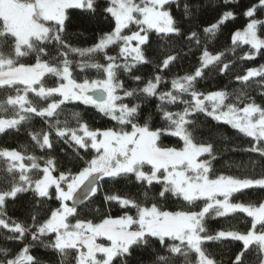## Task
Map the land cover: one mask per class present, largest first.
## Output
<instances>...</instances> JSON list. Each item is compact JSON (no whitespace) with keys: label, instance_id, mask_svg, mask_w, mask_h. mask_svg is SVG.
<instances>
[{"label":"snow or ice","instance_id":"6c2138e0","mask_svg":"<svg viewBox=\"0 0 264 264\" xmlns=\"http://www.w3.org/2000/svg\"><path fill=\"white\" fill-rule=\"evenodd\" d=\"M258 56L264 0H0V264H264Z\"/></svg>","mask_w":264,"mask_h":264},{"label":"trees","instance_id":"16d2710c","mask_svg":"<svg viewBox=\"0 0 264 264\" xmlns=\"http://www.w3.org/2000/svg\"><path fill=\"white\" fill-rule=\"evenodd\" d=\"M242 4H246L248 2V0H241ZM246 21L245 18H243L242 16L239 15V10H238V14H237V18L235 19L234 22H230L227 27L224 29L223 35L220 38L219 41V45L216 46H210V50L215 53L216 51H220L223 50V48L221 47L222 45H224L226 42L230 44V34L237 30V29H242V27L245 25ZM229 58H231L229 56ZM193 59H195L193 57ZM260 64H264V57L258 56L254 61H248L245 62V67H259ZM185 66L187 67V62H185ZM244 69L242 67H236L235 69H233L232 71L229 72V77H233L234 78V74L238 73V72H242ZM229 80L228 77H217L216 81H208V85L215 88L218 87H222L225 84H228ZM203 86V85H202ZM97 126L99 127H103V126H110V124L104 122V121H97ZM223 131L225 132L226 135L232 136L233 137V143L239 145L241 148L243 147H247L249 146L247 141L243 138L240 137H236L233 133V130H231L230 128H228L227 126H224ZM25 140L24 136H20L18 137V141L19 142H23ZM164 143L168 146H176V141L175 138H170L169 140H165ZM13 147H16V142L14 141L12 143ZM247 159L246 154L243 153H230L229 155H226L224 157H222L219 161L216 162V168L217 170H221L224 168V162L226 160H235L236 162H240V161H244ZM233 173L239 174V170L236 168H233L231 170ZM119 190L121 192V194L124 193H129V194H137L138 193V188L139 186L134 184V183H128L126 181H122L120 183V185L118 186ZM248 197H245L244 199L247 200ZM102 199V197H101ZM96 204L99 205L100 204V199L96 200ZM177 205L175 204H170L168 205L169 210H176L177 209ZM11 211V209H10ZM119 210H114L113 211V215L118 214ZM15 214H19V213H15ZM89 216H91V213L89 214ZM241 219H248L247 217L244 216V214H237L236 217H234L232 219L233 223H236L238 225V227L240 229H244L246 227V225L244 223H241ZM223 222L221 221H210L209 222V226L211 228H217L222 226Z\"/></svg>","mask_w":264,"mask_h":264},{"label":"water","instance_id":"95a60500","mask_svg":"<svg viewBox=\"0 0 264 264\" xmlns=\"http://www.w3.org/2000/svg\"><path fill=\"white\" fill-rule=\"evenodd\" d=\"M70 203V202H69Z\"/></svg>","mask_w":264,"mask_h":264}]
</instances>
